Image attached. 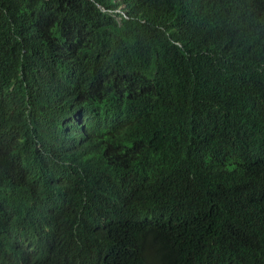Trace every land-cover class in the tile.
Masks as SVG:
<instances>
[{
  "label": "clouds",
  "instance_id": "obj_1",
  "mask_svg": "<svg viewBox=\"0 0 264 264\" xmlns=\"http://www.w3.org/2000/svg\"><path fill=\"white\" fill-rule=\"evenodd\" d=\"M28 1L41 13L52 12L50 6ZM88 1L120 28L140 0ZM74 4L92 18L93 8L90 11L83 1ZM155 6L157 12L148 21L138 19L184 50L189 60L201 57L207 28L220 27L225 35H243L249 42L264 39V0H159ZM181 25L186 49L175 42ZM116 41L121 42L109 38L89 47L39 30L22 51L31 89L0 87V264H123L133 255L140 258L142 250L131 227L133 221L155 225L154 214L142 198L124 201L121 190L135 173L130 156L141 150L142 140L154 149L172 133L168 108H162L160 118L154 113L160 108L155 103L162 105L157 98L138 109L146 88L130 72L124 50L110 43ZM210 68L213 84L222 79L234 83L218 105L217 100L213 107L207 105L200 136L214 150L207 148L208 155L205 149L201 162L195 160L189 167L188 184L163 176L157 181L159 201L152 196L172 211L178 204L187 216L201 217L233 234L231 222L251 220L264 204V54L255 49L246 67ZM201 75L196 68L192 79L200 80ZM44 94L56 104L49 132L42 117L46 110L18 104ZM215 121L223 123V132ZM237 155L242 176L233 180L224 173ZM178 163L182 172L180 156ZM211 170L222 175L218 185L224 193L242 203L241 210L226 219L213 220L214 203L199 196L202 179L213 180ZM151 183L148 176L146 190Z\"/></svg>",
  "mask_w": 264,
  "mask_h": 264
},
{
  "label": "trees",
  "instance_id": "obj_2",
  "mask_svg": "<svg viewBox=\"0 0 264 264\" xmlns=\"http://www.w3.org/2000/svg\"><path fill=\"white\" fill-rule=\"evenodd\" d=\"M35 1L39 5L50 6L52 12L41 13L30 7L28 0H0V87L13 84L15 89L25 85L31 89L27 78L29 63L22 51L39 30L46 36L61 35L89 47L116 38L121 42L110 43L115 50H124L130 72L137 74L141 79L139 83L146 88L138 109L147 107L151 97L162 104L159 106L155 103L160 107L154 109L159 118L162 108H168L165 110L169 114V133L172 134L154 149L146 140H142L141 150L145 153L140 150L130 156L136 169L127 188L121 190V198L128 202L142 198L151 207L156 224L151 226L133 221L132 238L142 252L140 258L133 255L130 261L123 264H264V204L251 220L241 217L231 222L229 226L234 233L228 234V229L219 230V225L213 222L187 216L178 204L172 211L158 203L161 195L157 191V181L163 176L188 184L185 175L189 167L195 160L201 162L205 149L208 155V150L212 149L206 143V138L200 136L207 105L213 107L215 100L218 105L234 83L231 79H222L213 84L211 64L224 71L238 66L246 67L255 49H261L264 54V39L249 42L243 35H225L220 27L207 28L203 30L207 43L201 57L189 60L184 50L171 45L164 35L153 32L139 20L148 21L154 16L159 0H140L132 10L135 13L130 12L128 22L121 24L120 28L107 12L98 10L88 0ZM76 1L86 3L90 11L94 9L91 19L74 6ZM98 2L103 3L102 0ZM104 5L109 6V3L105 2ZM134 18H139V22ZM175 42L186 49L187 34L182 25L175 34ZM196 68L202 70L200 80L192 79ZM221 74L224 76V72L221 71ZM244 75L247 77L245 79H250L247 74ZM222 84L224 88L219 90ZM18 104L23 108L46 110L42 111V117L45 131L49 132L55 112L54 102L47 100L44 94L38 98L29 97L28 101ZM214 124L224 131L222 122L215 121ZM137 135L139 138L142 136L140 131H137ZM48 140L49 134L46 133L42 139L44 150L47 149ZM179 156L184 163L182 172L177 169V165L182 164L178 163ZM224 174L233 180L241 178L239 155L227 162ZM211 175L213 180L202 179L199 196L214 203L211 212L213 220L226 219L241 210L242 203L226 195L218 185L222 175H217L213 170ZM148 176L152 177L151 190H146ZM176 197L177 194H174L171 199L175 200ZM148 216L145 214V218ZM105 264L118 263L107 260Z\"/></svg>",
  "mask_w": 264,
  "mask_h": 264
}]
</instances>
